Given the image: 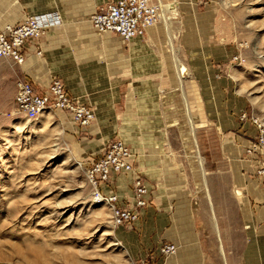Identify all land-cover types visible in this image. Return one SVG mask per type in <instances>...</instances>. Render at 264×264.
Instances as JSON below:
<instances>
[{"label":"rangeland","instance_id":"rangeland-1","mask_svg":"<svg viewBox=\"0 0 264 264\" xmlns=\"http://www.w3.org/2000/svg\"><path fill=\"white\" fill-rule=\"evenodd\" d=\"M167 17L169 32L161 23L156 26L155 38L162 41L154 48L159 53L153 59L158 64L153 82L161 112L150 130L136 127L134 111L120 125L121 90L124 100L126 92L132 95L128 104L134 108L136 75L142 71L129 63L120 72L112 35H95L101 45L88 64L94 78L82 81L96 98L97 112L84 129L59 112L47 111L36 121L12 114L15 84L25 73L23 66L0 60V264H140L155 231L164 243L173 234L168 218L174 216V202L187 204V218L182 216L177 229L205 233V243L213 246L209 236L215 237L217 221L218 233L228 230L239 238L232 198L242 196L233 186L236 159L226 154L238 145L231 140L235 122L258 118L264 124V0H191ZM172 48L186 69L181 89ZM49 80L46 74L42 83L47 86ZM169 106V116L163 111L168 123L161 117ZM144 130L156 137L158 169L148 176L154 181L139 213L149 208L162 221L117 226L111 207L94 201L86 170L108 140H125L133 152V171L122 176L128 178L122 187L106 185L120 197L118 204L132 208L133 179L141 176L135 152L137 145L147 147L141 143ZM212 204L219 209L214 208L215 219ZM223 253L219 260L226 262V249Z\"/></svg>","mask_w":264,"mask_h":264},{"label":"crops","instance_id":"crops-1","mask_svg":"<svg viewBox=\"0 0 264 264\" xmlns=\"http://www.w3.org/2000/svg\"><path fill=\"white\" fill-rule=\"evenodd\" d=\"M116 1L118 0H0V29H2L5 24L15 25L21 23L29 16L38 14L56 13L61 18L60 25L49 29L47 34L39 40L27 42L24 47L23 52L25 61L21 65L23 66V73H25L24 78L31 81L36 92H40L37 85L42 88L46 87V85L42 83V79H45L46 74H49L50 80L48 84L53 79L60 80L66 92L73 99H78L81 103L89 105L94 113L97 112L96 108L92 105V103H95L94 101H96V98L85 89L87 85L82 81V79L94 78V75H92V68L89 67L88 64L93 62V53L97 45H101L96 44L94 40L95 35L100 34L95 32L87 18H90V16L98 12L99 9L115 3ZM154 1H159L162 5L176 4V6H181L184 2L191 0ZM158 30L157 27L151 28L147 31L145 36L132 39L128 42H124L121 38L111 33L102 34L112 35L117 38L118 43L114 44V49L117 52L115 58L117 63H119L121 73L129 66V63L131 66H134L133 68L136 71H142L141 74L136 75L137 89L134 96V108L128 104V97L132 95L126 92L124 100V93L121 90V126H124V119L127 120L129 114L132 117L131 112L133 111L135 112L137 128L143 127L144 129L149 128L150 130V128L154 126L155 121L160 119L159 91L155 90L156 82H153L156 79V71L158 68L157 62L154 63L153 59L156 58L159 53L154 48L161 45L160 43L162 41L155 38ZM105 41L108 42L110 39H105ZM167 41L171 45V41L168 39ZM104 45L103 46L108 50H112L111 44L105 43ZM172 49L175 55L174 48ZM38 52H40V55H38ZM175 57L176 55L174 58ZM140 79L143 80V82L140 83ZM140 85L142 86V90H140ZM178 87H180V89L182 88L179 83ZM171 96L172 93H169L167 100H169ZM163 111H166L169 116L171 113L170 106L162 109L163 118L161 117V120L166 119L169 123V117H165L167 114H164ZM59 113L64 115L67 121L72 123L69 114L64 112ZM233 126L235 130L232 133L231 140L237 142L238 145L228 150L230 154L226 155L234 160L236 159V164H233L232 169V173L236 180L233 186L240 191L238 193H240L242 198L237 200L234 197L232 198V203L233 206L236 207L238 219L240 220V225L238 227L240 236L236 240L234 237H231L228 230H224V233L215 232V237L213 236L212 238L211 235L209 236V241L213 239V246L207 245V242L205 243L204 241V239L208 238L205 233L177 229L176 225L182 222L180 220L182 216V219L187 218L185 214L187 211V204H176V202H174V216L173 218L169 216L168 221L169 223H174L175 230L173 234L168 236V240L165 243L174 244L177 247V251L167 260V264H264V181L255 177V171L259 166L260 160L264 159V157H262L261 154H255V156L251 157L245 155V149L248 148L250 143L256 138L254 126L250 123L240 124L239 122H235ZM144 131H146L147 134H142L141 143H146L147 147L144 148V146L140 147L137 145L135 166L138 174L142 177L145 175L148 181L142 180L149 188V182H153L154 177H152L151 180L148 176H155L158 169L154 152V145L157 140L154 135L150 134V131ZM111 140L107 141L102 152H100L97 157L90 159V163L104 154L107 144ZM123 141L127 143L125 140ZM228 142L230 143L231 141L228 140ZM128 146L130 147L129 144ZM122 176L124 175L114 176L110 184L115 182L114 184H116V186L122 187L124 181L126 179L128 180L127 177L124 178ZM102 192L105 195L114 194L117 198H120L108 185L102 186ZM169 202L170 200L159 206L165 207ZM157 206L158 204L153 207ZM212 208L214 214V208L216 211L219 210L217 209V205L213 206L212 204ZM154 218L155 215H152L148 208L142 211L139 220L142 223V227L144 223H160L162 221L161 216H158L157 219ZM170 229H172V227H170ZM162 238L160 234H158V231H155L152 236L154 240L150 242V247L144 249L146 250V254L147 251H155L160 243H164L162 242ZM158 239L161 240L158 241ZM216 243L218 248L214 246ZM219 247L222 248V252L226 249L228 255L226 262L219 260L218 254L222 256L224 260V253L221 252L220 254ZM146 254L141 260L144 259Z\"/></svg>","mask_w":264,"mask_h":264},{"label":"built area","instance_id":"built-area-1","mask_svg":"<svg viewBox=\"0 0 264 264\" xmlns=\"http://www.w3.org/2000/svg\"><path fill=\"white\" fill-rule=\"evenodd\" d=\"M162 17V4L154 0H118L92 14L89 22L98 34L111 33L128 42L141 38L147 31L156 27ZM61 24L56 13L29 16L18 24H5L0 29V60H10L16 65L25 61L24 47L29 41L39 40L49 29ZM40 55V52H38ZM238 61V58L233 59ZM12 114L21 115L29 121H36L43 113L64 112L70 115L74 125L86 128L95 120L93 109L73 99L60 80L53 79L42 92H36L33 84L26 78L15 84ZM241 120L246 119L242 115ZM256 130V138L245 149L247 157L264 153V124L258 118H251ZM263 157V156H262ZM88 180L94 189L96 203H104L112 209L114 224L130 225L139 221V211L147 206L148 187L141 176L133 179V207L123 208L114 194L105 195L102 186L110 183L117 175L133 171V153L121 139L111 140L104 154L92 161L87 168ZM257 178L264 181V160L261 159L255 171ZM177 251L174 244L160 243L155 251H147L140 264H167V260Z\"/></svg>","mask_w":264,"mask_h":264},{"label":"bare ground","instance_id":"bare-ground-1","mask_svg":"<svg viewBox=\"0 0 264 264\" xmlns=\"http://www.w3.org/2000/svg\"><path fill=\"white\" fill-rule=\"evenodd\" d=\"M176 8H177L176 4H168V5L165 4V5H162V17H161V22L160 23L162 24L161 26L163 27L164 32H169L167 30H168V27H170L169 26V19L167 17V14H169L171 12H174L176 10ZM168 40L171 41V37L170 36L168 37ZM174 59H175L174 62H175V70H176L177 79H178L179 84L181 86L182 79L185 77V74H186V69H185V67L181 64V62L176 57ZM190 124H191V121H190ZM191 126L193 128L194 125L192 124ZM204 173H205V171H203V174ZM205 187H206V185H205ZM92 195H93L94 201H96V198L94 196V189H93ZM211 211L213 213V216L212 217H214L213 219H215L216 217L214 216V212H213V210H211ZM213 225H214L215 231H217V225H216V222L215 221H214V224ZM219 250H220V253H221L222 250H221L220 247H219Z\"/></svg>","mask_w":264,"mask_h":264},{"label":"water","instance_id":"water-1","mask_svg":"<svg viewBox=\"0 0 264 264\" xmlns=\"http://www.w3.org/2000/svg\"><path fill=\"white\" fill-rule=\"evenodd\" d=\"M217 232V231H216ZM221 248V247H220ZM221 250H222V248H221Z\"/></svg>","mask_w":264,"mask_h":264}]
</instances>
